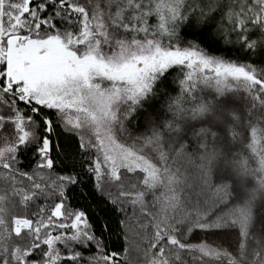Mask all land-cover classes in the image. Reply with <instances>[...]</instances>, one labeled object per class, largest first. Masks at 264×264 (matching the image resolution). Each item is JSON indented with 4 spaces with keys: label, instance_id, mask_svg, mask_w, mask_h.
Returning a JSON list of instances; mask_svg holds the SVG:
<instances>
[{
    "label": "snow or ice",
    "instance_id": "obj_1",
    "mask_svg": "<svg viewBox=\"0 0 264 264\" xmlns=\"http://www.w3.org/2000/svg\"><path fill=\"white\" fill-rule=\"evenodd\" d=\"M154 9V0H0V167L6 170L0 177L11 184L10 191L0 188L5 192L0 195V264H120L121 254L106 251L103 234L95 232L86 212L66 210L67 186L79 179L75 165L58 169L52 155L57 129L86 132L79 147L91 158L79 166L87 165L93 187L106 192L122 213L138 210L149 218L142 225L153 233H142L147 240L144 264H202L212 258L204 247L207 240L190 241L197 230L223 234L209 220L211 211L197 214L190 225L193 213L186 208L179 170L167 162L171 157L163 163V157L155 159L148 146L151 133L133 136L127 127L145 112L137 132L151 128L154 116L143 105L168 86L173 68L192 67L190 54L157 31L163 25ZM212 28V23L197 29L189 22L183 34L208 47ZM210 61L205 58V66ZM257 83L264 87V81ZM21 149L34 153L35 160L22 163ZM33 164V171L61 174L36 171L34 177L26 170ZM24 179L30 183L17 187ZM53 196L59 202L46 219L43 206L32 211L39 217L35 221L14 214L29 212L30 203L40 197ZM89 249L96 254L89 256Z\"/></svg>",
    "mask_w": 264,
    "mask_h": 264
},
{
    "label": "trees",
    "instance_id": "obj_2",
    "mask_svg": "<svg viewBox=\"0 0 264 264\" xmlns=\"http://www.w3.org/2000/svg\"><path fill=\"white\" fill-rule=\"evenodd\" d=\"M261 1L154 0V10L163 25L157 31L167 33L181 51L193 49L203 58L210 57L211 63L205 66L204 61L189 53L187 62L191 69L173 68L167 75L168 86H161L143 105L154 116L152 127L137 132L138 121L145 112L130 120L127 127L133 136L151 133L148 146L155 159L163 157V163L171 157L167 162L173 171L179 170L181 187L188 200L186 208L193 213L189 224L196 223L197 214L211 211L209 220L213 226L220 225L223 234L211 235L197 230L190 237L191 242L208 241L204 247L212 253V258H204L202 264H224L225 259L229 264H264V87L257 83L264 81V31L261 22L255 19ZM170 4L190 8L182 17L171 18L166 10ZM155 22L150 20V23ZM189 22L197 29L212 23L211 38L206 41L208 47L198 37L184 36L183 28ZM164 47L167 48V44ZM81 134L60 129L53 133L57 147L52 155L56 157L58 169L75 165L74 172L79 179L77 184L67 186L66 210L85 211L95 232L103 234L106 251L121 254L120 264L125 261L126 264H144L143 249L147 240L142 238V233H153L142 225H148L149 218L138 210L127 209L122 213L119 206L112 205L106 192L93 187V177L86 172L87 165L84 169L79 166L91 158L80 150ZM84 140H87L85 136ZM21 151L25 152L20 157L22 163L35 160L34 153ZM33 169L34 164L26 170L34 177L36 171L45 175L61 174ZM0 172L6 170L0 167ZM29 183L24 179L17 187ZM0 188L10 191L11 184L0 177ZM57 202L55 196L47 200L40 197L30 203L29 212L14 214H24L35 221L39 217L33 216L32 211L43 206L46 219ZM6 207L11 205L6 203ZM241 233L245 237L243 241ZM227 252L232 255L226 256ZM94 254L93 249H89L88 255ZM196 255H200L198 249Z\"/></svg>",
    "mask_w": 264,
    "mask_h": 264
},
{
    "label": "rangeland",
    "instance_id": "obj_3",
    "mask_svg": "<svg viewBox=\"0 0 264 264\" xmlns=\"http://www.w3.org/2000/svg\"><path fill=\"white\" fill-rule=\"evenodd\" d=\"M189 8L190 7H183L182 4H180V5L179 4H170L167 7V9L166 8L165 9L171 14L170 17L172 18L174 16L182 17V14L185 13V12H187L189 10ZM255 19H257L258 21L261 22V26H262V29L264 31V0H262L260 2L259 8L257 10V13L255 14ZM188 51H189L188 53H192V54L195 55V57H198L199 59H201L202 61H204L205 58L199 56L196 52L193 51V49H190ZM210 63H211V61H210ZM238 75H240V72H238ZM82 134L86 138H88V134L86 132L85 133H82ZM260 192H261V195H263V190L260 191ZM242 221H243V218H242Z\"/></svg>",
    "mask_w": 264,
    "mask_h": 264
}]
</instances>
